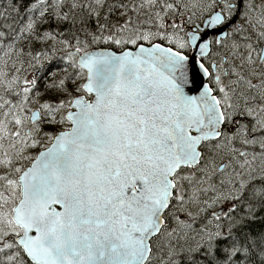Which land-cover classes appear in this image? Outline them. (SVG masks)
<instances>
[{"label":"snow or ice","instance_id":"1","mask_svg":"<svg viewBox=\"0 0 264 264\" xmlns=\"http://www.w3.org/2000/svg\"><path fill=\"white\" fill-rule=\"evenodd\" d=\"M0 264H264V0H6Z\"/></svg>","mask_w":264,"mask_h":264},{"label":"trees","instance_id":"2","mask_svg":"<svg viewBox=\"0 0 264 264\" xmlns=\"http://www.w3.org/2000/svg\"><path fill=\"white\" fill-rule=\"evenodd\" d=\"M4 3H6V0H0V7H2Z\"/></svg>","mask_w":264,"mask_h":264}]
</instances>
